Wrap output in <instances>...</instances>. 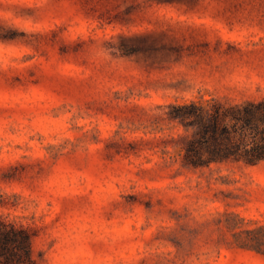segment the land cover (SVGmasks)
Here are the masks:
<instances>
[{
  "label": "rangeland",
  "instance_id": "obj_1",
  "mask_svg": "<svg viewBox=\"0 0 264 264\" xmlns=\"http://www.w3.org/2000/svg\"><path fill=\"white\" fill-rule=\"evenodd\" d=\"M202 13L220 44L163 59L72 0H0V219L31 233L10 264H264V159L187 165L166 113L264 95V0Z\"/></svg>",
  "mask_w": 264,
  "mask_h": 264
},
{
  "label": "trees",
  "instance_id": "obj_2",
  "mask_svg": "<svg viewBox=\"0 0 264 264\" xmlns=\"http://www.w3.org/2000/svg\"><path fill=\"white\" fill-rule=\"evenodd\" d=\"M58 2L60 0H51ZM100 23L126 28L114 33L126 52H140L146 57L171 59L183 54L185 44L199 34L205 48L221 42L213 25L194 31L191 16H202L207 0H72ZM200 3V8L197 4ZM160 6H172L189 18L178 19L160 13ZM200 10V12H198ZM201 33V34H200ZM170 120L183 127H193L190 136H182L184 163L192 166L231 162L255 165L264 159V95L242 104H224L192 98L168 102ZM31 233L23 227L0 219V264L20 262L30 254ZM23 249V253L21 251ZM24 255V256H25Z\"/></svg>",
  "mask_w": 264,
  "mask_h": 264
}]
</instances>
